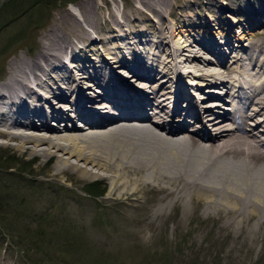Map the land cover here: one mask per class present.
<instances>
[{
    "label": "bare ground",
    "instance_id": "bare-ground-1",
    "mask_svg": "<svg viewBox=\"0 0 264 264\" xmlns=\"http://www.w3.org/2000/svg\"><path fill=\"white\" fill-rule=\"evenodd\" d=\"M136 1L143 9L130 5L131 12L121 13L123 21L111 9L101 23L102 7L94 0H79L80 14L59 9L34 49L6 61L0 79V148L38 159L41 167L51 161L46 172L54 179L102 180L100 203L142 208L136 220L146 225L215 222L223 236L263 242L264 44H249L253 33L248 32L236 34L238 44L211 36L170 44L169 37L193 30L186 14L172 26L164 16L165 11L174 14L178 3ZM145 10L160 20L157 25L150 20L149 31L136 28L138 18H147ZM130 22L133 26L123 32ZM176 24H183L178 32ZM93 33L102 35V43L105 36L128 41L113 49L104 43L106 57L92 60L84 54L96 53ZM121 49L129 50L117 54ZM162 53L167 57L160 58ZM250 59L259 61L255 73L245 64ZM184 76L214 85L217 99L194 100L196 92H188ZM222 100L232 102L231 113L216 110ZM198 106L205 108L203 119L189 131ZM68 111L86 122L82 129L72 118L65 122ZM56 123L64 129L54 128ZM0 264L15 263L0 254Z\"/></svg>",
    "mask_w": 264,
    "mask_h": 264
},
{
    "label": "rangeland",
    "instance_id": "rangeland-1",
    "mask_svg": "<svg viewBox=\"0 0 264 264\" xmlns=\"http://www.w3.org/2000/svg\"><path fill=\"white\" fill-rule=\"evenodd\" d=\"M78 1L0 0V79L6 61L14 53L34 49L40 31L47 27L56 11L71 8L80 14L75 6ZM94 2L102 7L101 23L111 9L123 21L121 13L131 12L130 5L142 8L136 0ZM175 2L178 4L173 8L174 14L164 12L170 26L175 18L186 14V21L194 31L185 30V34L169 37L170 44L178 45L189 36V39L211 36L214 41L231 36L232 43L238 44L237 35L245 36L247 32L253 33L247 39L249 44L254 41L264 44V0ZM253 4L259 5V9ZM250 10L252 12L248 13ZM154 15L146 11L147 18H138L136 28L152 30L150 20L156 25L160 23ZM218 17L223 20L218 22ZM124 25L123 32L133 23ZM180 25L183 24L175 25L177 32ZM219 26L220 30H217ZM170 31H167L169 36ZM93 34L95 40L91 44L96 53L88 52L84 57L105 58L104 43L113 49L128 41L105 36L102 43L99 39L102 35ZM140 39L144 41L145 38ZM133 48L137 49H129ZM129 49H121L117 54H125ZM223 49L228 52L227 46ZM199 50L203 56L212 57L206 49ZM161 57H167V53H162ZM95 58L90 59L97 60ZM245 62L247 67H254L252 72L255 73L259 61L250 59ZM183 79L190 83L188 92L195 91L199 96L207 97L211 87H215L211 84L205 86L198 77L190 80L184 76ZM208 99L212 98L205 101ZM222 106L216 109L227 111L226 108H231L227 101H222ZM39 163L38 159L29 160L25 155L18 157L12 151L0 148V254L15 264H264V240L259 243L256 239L223 236L224 232L215 222L146 225L136 220L144 214L142 208L134 210L100 203L105 194L100 190L106 186L102 180L73 182L54 179L46 172L51 161L43 167ZM96 193L103 195L95 196ZM216 232L221 237H214Z\"/></svg>",
    "mask_w": 264,
    "mask_h": 264
}]
</instances>
